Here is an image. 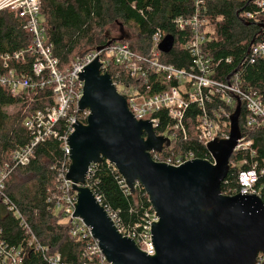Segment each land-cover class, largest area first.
Masks as SVG:
<instances>
[{"label": "trees", "instance_id": "trees-1", "mask_svg": "<svg viewBox=\"0 0 264 264\" xmlns=\"http://www.w3.org/2000/svg\"><path fill=\"white\" fill-rule=\"evenodd\" d=\"M254 1L207 0L205 8L200 9V15L207 21V26L214 28V33L207 34L208 40L202 49L206 57L215 62L222 61L213 69V80L226 82L237 72L243 88L254 87L264 96V58L254 65L244 61L252 41L264 39V16L259 15L258 21L244 19L246 12L258 11ZM196 10V0H43L42 5L47 39L53 45V55L59 60L60 72L72 69L78 60L115 40L108 37L106 29L118 22L132 27L138 35L139 40L133 44L122 41L128 43L135 53L150 58L156 54L164 64L189 70L193 59L185 45L191 39L192 30L181 31L175 22L179 18H189ZM24 25L23 19L11 10L0 12L1 73V57L25 50L24 64L15 63L14 67L18 72L32 75L31 67L36 61V54L28 52L32 37L25 32ZM159 30L175 39L170 54H162L158 48H154L152 37ZM226 59H231V62L227 63ZM104 72L115 85L133 83L124 68L110 65ZM51 105V89L41 91L37 96L20 92L14 97L7 88L0 86V168L9 161L12 152L31 142L32 136L24 126L26 120L33 113ZM10 106H22V109L15 115H9L3 109ZM225 109L227 115L223 120L226 127L223 129L229 135V118L235 108L225 106ZM201 116L202 111L197 106L189 108L183 121L186 136L166 113L155 116L160 122L156 134L171 140L170 148L162 152L160 160L187 153L194 154L198 160H210L207 148L199 143L196 132ZM247 117L245 105H242L241 133L246 142H252V146L236 151L231 157L230 170L222 185L225 196L239 193L238 179L242 172L253 169L258 173L264 172V127H248ZM62 130L60 137L66 133ZM69 164L63 142L51 139L36 149L29 165L18 168L6 182L7 195L19 208L37 238V243L30 247L19 221L0 202L2 240L10 247L27 248L21 264H50L46 259L48 254L42 252L46 248L49 255L59 253L66 264H87L92 256L90 240L78 242L72 236V222L62 212H57L58 200L63 195L59 175ZM87 185L101 205L116 215L119 226L126 231L133 230L146 213L152 212L144 189L138 186L131 193L125 188L126 184L115 167L105 160L93 167ZM254 193L264 203V174L259 176Z\"/></svg>", "mask_w": 264, "mask_h": 264}, {"label": "built area", "instance_id": "built-area-1", "mask_svg": "<svg viewBox=\"0 0 264 264\" xmlns=\"http://www.w3.org/2000/svg\"><path fill=\"white\" fill-rule=\"evenodd\" d=\"M206 2L207 0H196L197 10L194 14L189 18H179L175 22L181 31L188 28L192 30L191 39L185 45L193 59L189 70L164 64L159 61L156 54L151 58L139 55L130 48L128 43L118 42L105 47L100 52L94 51L88 54L85 58L74 63L72 69L60 72L59 60L53 55V45L49 43L44 27L43 0H0V12L9 9L23 19L24 30L32 37V44L28 48V52L36 54V61L31 67V76L18 72L14 67L15 63L24 64L25 50L1 57L3 72H0V86L7 88L14 97L20 92L37 96L46 89L52 91V105L33 113L24 124L32 136L31 142L12 152L9 161L0 168V202L19 221L20 226L27 234L26 241L30 247L33 243H37V238L19 208L7 195L6 182L18 168L29 165L34 158L36 149L51 139L63 142L65 155L69 160L68 139L75 131L74 125L76 121L85 125L90 115V111H80L79 109L84 91V82L79 78V74L95 59H99L103 74H107L104 71L110 65L124 68L129 72L133 83L129 85L114 84L117 93L126 99L133 118L137 121H149L155 131L160 123L155 116L164 112L171 121L175 122L176 128L181 129L186 136L183 121L189 108L195 105L202 111V116L196 126L198 140L202 146L207 148V144L214 139L226 140L229 138L223 129L226 127L223 117L227 113L225 106L236 107V98L241 101L242 105H245L248 113V127H264V96L260 95L254 87L243 88L240 74L237 72L228 77L226 82L211 78L212 74H215L213 69L218 67L222 61L215 62L203 53L202 46L208 40V33L206 32L207 21L202 19L200 9L205 8ZM254 3L258 11L246 12L244 15L246 21H258L259 15L264 16V0H255ZM165 37H167L165 32L157 31L152 37L154 48H159ZM262 58H264V39L252 41L244 61L254 65ZM226 62L230 63L231 59H226ZM3 110L5 111V109ZM61 129L66 131L62 137H60ZM251 146L252 142H246L242 137L236 151L247 150ZM161 155L162 153H153L152 158H156V160L153 158L156 163H164L173 167H180L186 162L197 160L192 153L160 160ZM206 161L213 163L211 157ZM106 162L110 164L108 161ZM94 166L96 165H93L89 170L87 182ZM69 167L70 164L59 175L63 195L58 200L57 212H62L72 222V236L78 242L90 240L89 250L92 256L88 259L87 264H110L103 256L98 242L94 240L91 229L81 219L74 218L78 198L72 185L66 181ZM262 174L264 172L258 173L256 169L242 172L238 179L240 188L238 194L245 192L249 196L256 195L254 186ZM138 186L141 187L139 183L136 187ZM86 187L89 188L88 185ZM125 188L129 190L126 185ZM107 212L119 233L134 241L138 249L147 256L154 257L156 255L151 230L159 220L153 208L152 212L146 213L142 222L131 231L121 228L116 215ZM2 236L3 230L0 228V264H21L27 248L23 246L10 247L2 240ZM37 248L41 250L40 246ZM42 252L48 254L46 259L50 264H66L59 253L49 255L47 248ZM257 264H264L263 255L258 257Z\"/></svg>", "mask_w": 264, "mask_h": 264}, {"label": "water", "instance_id": "water-1", "mask_svg": "<svg viewBox=\"0 0 264 264\" xmlns=\"http://www.w3.org/2000/svg\"><path fill=\"white\" fill-rule=\"evenodd\" d=\"M122 36L110 41H127ZM175 39L167 36L159 52L170 54ZM103 48L96 49L100 52ZM84 82L80 111L88 110L87 123L76 121L68 139L70 167L66 176L77 194L74 218L91 229L103 256L110 264H257L264 256V203L245 192L222 194L230 159L242 139V103L236 98L229 118V138L207 144L213 163L193 160L180 167L156 163L152 154L170 148L171 140L158 136L149 121H137L127 101L117 93L108 74L95 59L79 74ZM108 161L131 193L137 183L146 192L158 217L152 226L154 257L141 252L125 238L106 209L86 187L93 165Z\"/></svg>", "mask_w": 264, "mask_h": 264}, {"label": "rangeland", "instance_id": "rangeland-1", "mask_svg": "<svg viewBox=\"0 0 264 264\" xmlns=\"http://www.w3.org/2000/svg\"><path fill=\"white\" fill-rule=\"evenodd\" d=\"M106 31L110 39L120 38L122 36L121 32L123 31V34L128 37L127 41L129 43L133 44L139 40V37L134 31V29L132 27L124 26L121 22L115 23L114 25L107 28ZM206 32L212 34L214 33V28L212 26H207ZM21 109L22 107L20 106H11V107L5 108V112L8 113L9 115H15Z\"/></svg>", "mask_w": 264, "mask_h": 264}]
</instances>
